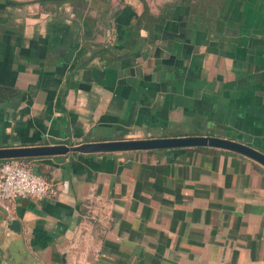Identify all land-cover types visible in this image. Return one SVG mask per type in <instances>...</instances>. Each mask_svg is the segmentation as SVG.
Masks as SVG:
<instances>
[{
  "label": "crops",
  "instance_id": "obj_1",
  "mask_svg": "<svg viewBox=\"0 0 264 264\" xmlns=\"http://www.w3.org/2000/svg\"><path fill=\"white\" fill-rule=\"evenodd\" d=\"M185 135L264 152V0H0V147ZM20 158L58 193L0 201V264H264L248 155Z\"/></svg>",
  "mask_w": 264,
  "mask_h": 264
},
{
  "label": "water",
  "instance_id": "obj_2",
  "mask_svg": "<svg viewBox=\"0 0 264 264\" xmlns=\"http://www.w3.org/2000/svg\"><path fill=\"white\" fill-rule=\"evenodd\" d=\"M210 145L238 151L264 165V152L241 141L213 135H185L173 137L128 138L106 141H86L78 144H44L33 146L0 147V159L33 155L65 153L68 151H114L125 149L171 146Z\"/></svg>",
  "mask_w": 264,
  "mask_h": 264
},
{
  "label": "built area",
  "instance_id": "obj_3",
  "mask_svg": "<svg viewBox=\"0 0 264 264\" xmlns=\"http://www.w3.org/2000/svg\"><path fill=\"white\" fill-rule=\"evenodd\" d=\"M56 184L47 176L35 172L20 157L3 158L0 161V201L9 211L16 197L35 198L56 196Z\"/></svg>",
  "mask_w": 264,
  "mask_h": 264
},
{
  "label": "trees",
  "instance_id": "obj_4",
  "mask_svg": "<svg viewBox=\"0 0 264 264\" xmlns=\"http://www.w3.org/2000/svg\"><path fill=\"white\" fill-rule=\"evenodd\" d=\"M41 1H48V0H41ZM21 2H17V4H20ZM100 52L103 53V49H100Z\"/></svg>",
  "mask_w": 264,
  "mask_h": 264
}]
</instances>
